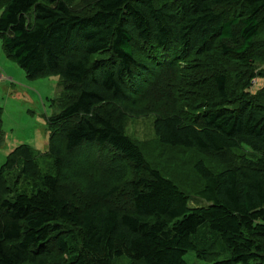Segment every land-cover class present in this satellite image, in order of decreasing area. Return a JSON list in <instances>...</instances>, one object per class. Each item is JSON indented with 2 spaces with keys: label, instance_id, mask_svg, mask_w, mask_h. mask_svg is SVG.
Here are the masks:
<instances>
[{
  "label": "trees",
  "instance_id": "trees-1",
  "mask_svg": "<svg viewBox=\"0 0 264 264\" xmlns=\"http://www.w3.org/2000/svg\"><path fill=\"white\" fill-rule=\"evenodd\" d=\"M0 42L61 88L47 149L0 166V264H264V0H0ZM131 117L196 193L150 165Z\"/></svg>",
  "mask_w": 264,
  "mask_h": 264
},
{
  "label": "rangeland",
  "instance_id": "rangeland-1",
  "mask_svg": "<svg viewBox=\"0 0 264 264\" xmlns=\"http://www.w3.org/2000/svg\"><path fill=\"white\" fill-rule=\"evenodd\" d=\"M261 69H264V65ZM251 84L250 92L255 93L264 86V78L257 77L252 80ZM60 90L58 77L27 78L20 67L5 57L0 42V109L2 110L1 130L3 132V141L0 145V166L12 150L20 145H27L42 153L47 149L48 119L57 113L56 108L51 105V100L59 95ZM131 118L130 122L135 125H130V135L150 165L159 169L186 195L196 193L202 185L201 179L196 172H191L186 165L181 164L182 152H172L171 157L161 154V148H157L153 140L155 136L150 127L151 120L142 122L143 119H140L137 120L140 122L138 123L133 117ZM152 133L153 139H151ZM85 149L90 151L93 157L98 156L97 148ZM110 149L107 147L101 151H107L106 154H109ZM184 156L191 164L196 160V156L192 153L185 152ZM119 160L127 163L124 159ZM192 204L204 203L194 197ZM185 260L188 264H202L191 253L185 256Z\"/></svg>",
  "mask_w": 264,
  "mask_h": 264
}]
</instances>
